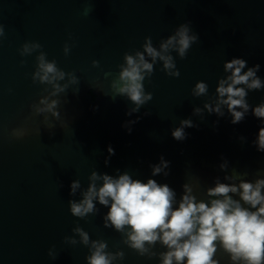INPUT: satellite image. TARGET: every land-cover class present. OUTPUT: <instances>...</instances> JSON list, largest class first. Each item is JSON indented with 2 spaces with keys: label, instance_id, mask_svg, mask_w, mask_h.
Returning <instances> with one entry per match:
<instances>
[{
  "label": "water",
  "instance_id": "water-1",
  "mask_svg": "<svg viewBox=\"0 0 264 264\" xmlns=\"http://www.w3.org/2000/svg\"><path fill=\"white\" fill-rule=\"evenodd\" d=\"M185 22H191L199 41L184 59L172 53L180 76H168L157 62L144 81L153 99L126 115L134 105L111 97L124 53L142 50L146 36L158 47ZM0 24L5 29L0 42V264H87L89 249L64 239L77 225L92 240H105L109 251L125 253L114 264H159L158 257L139 256L122 243L121 233L103 226L107 208L97 204L100 213L86 219L71 215L69 200L81 197L79 192L70 196V184L78 179L86 188L93 170L113 176L117 170L128 172L143 182L155 179L169 185L177 200L185 183L193 185L197 199L207 201L206 189L217 177L223 183H229L225 175L238 176L236 183L264 178V152L253 143L264 123L251 109L238 124L231 123L226 109L223 117L206 110L203 117L193 115L194 107L203 108L215 95L226 75L225 61L259 64L257 75L264 80V0H0ZM28 41L39 42L47 59L79 78L60 96L61 119L49 117L52 130L43 116L28 119L30 105L46 94V86L31 79L36 53L19 54ZM65 43L71 46L68 56ZM93 60L100 66L93 67ZM198 81L208 84V96H192ZM247 101L252 107L264 102V89L250 91ZM137 117L129 133L123 125ZM184 119L196 127L185 128L186 139L177 141L171 133ZM21 126L39 127L41 135L11 138V129ZM161 156L170 162L169 175L152 176L150 165L159 164ZM225 160L228 168L222 171ZM53 246L55 260L48 255ZM164 250L159 244L154 249ZM216 258L231 264L221 251Z\"/></svg>",
  "mask_w": 264,
  "mask_h": 264
},
{
  "label": "clouds",
  "instance_id": "clouds-1",
  "mask_svg": "<svg viewBox=\"0 0 264 264\" xmlns=\"http://www.w3.org/2000/svg\"><path fill=\"white\" fill-rule=\"evenodd\" d=\"M190 24H180L173 34L160 41L158 47L154 46L151 36H146L142 50L124 53L123 63L118 65L119 72L111 82V97H125L134 105L126 115L139 112L153 99V94L145 91L144 81L151 78L157 62L162 64V70L168 76H180L172 53L184 59L192 45L199 41V35L192 31ZM4 37L5 29L0 24V42ZM42 49L39 42L28 41L18 51L22 57L36 53L31 79L34 84L46 86L43 89L46 94L30 105L28 119L43 116L42 123L52 130L55 125L49 117L56 121L61 119L60 96L66 94L71 85H78L79 78L75 72L59 68L56 60L47 59V53ZM70 51L71 46L65 43L64 55L68 56ZM21 64H24L23 60ZM92 66L99 67V61L93 60ZM259 70V64L247 67V61L242 58L225 61L223 71L226 75L218 80L215 95L204 103L203 108L194 107L193 115L203 117L206 110L223 117L226 109L232 117L231 123L238 124L251 109L252 114L264 123V102L252 107L247 101L250 91L264 89V80L257 75ZM78 92L79 89L74 94ZM191 94L193 97L208 96V84L198 81ZM64 102L67 103V99ZM139 118L125 122L123 126L129 133L131 125ZM190 127H196L191 119L181 120L180 126L172 130V137L177 141L185 140L187 134L184 130ZM33 133L41 135L39 127L21 126L11 129L10 136L19 140ZM253 143L257 151L264 152V127L259 129L258 138ZM108 153L110 156L115 154L111 146ZM105 163H108L107 159ZM169 165L170 162L161 156L159 164L150 165L152 176L169 175ZM227 168L225 160L220 169ZM117 173L113 176L93 170L86 188H82L80 180L72 181L69 194L74 197L79 192L81 199L69 200L71 215L86 219L100 213L97 204L107 208V213L102 216L103 226L121 233L122 243L139 256L158 257L159 264H220L216 258L218 251L226 254L231 264H264V178H257L254 182L240 179L236 183L238 176L225 175L224 180L229 183H223L217 177L214 186L206 189L208 200L205 201L197 199L193 185L189 183L182 185L183 192L177 200L176 192L167 184L151 178L143 182L128 172L121 174L119 170ZM237 196L239 199L234 198ZM72 231L74 235L65 237V242L87 247V264H114L124 259L122 250L109 251L105 240H92L79 225ZM157 244L165 250L154 251ZM48 255L53 260L57 258L55 246L49 249Z\"/></svg>",
  "mask_w": 264,
  "mask_h": 264
}]
</instances>
